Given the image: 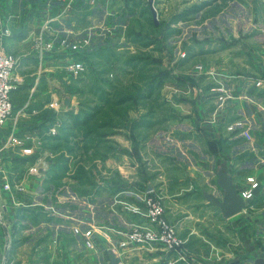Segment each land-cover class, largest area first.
I'll use <instances>...</instances> for the list:
<instances>
[{"label": "rangeland", "instance_id": "1", "mask_svg": "<svg viewBox=\"0 0 264 264\" xmlns=\"http://www.w3.org/2000/svg\"><path fill=\"white\" fill-rule=\"evenodd\" d=\"M100 1L79 0L72 15L61 20L60 26L45 29L54 30V35H44L46 38L55 36L59 46L62 38L70 41L68 50L84 60L86 69L74 77L61 66L56 111H47L48 121L37 122L29 131L22 130L21 133L19 129L17 132L18 137H32L26 141L27 146L33 147L31 155L23 154L12 145L3 150L0 163L6 174L0 170V228L13 231L21 223L20 206L30 205L20 202L22 205L19 206L17 202L25 196L30 163L38 164L37 173L41 170L40 174L31 175L42 180L40 193L44 194L43 203L35 205V200L36 203L27 209L40 217L41 222H50L54 211L60 210L57 194L68 190L61 183L64 177L77 180L73 188L83 194L86 190H95L100 181L107 186L121 182L115 172L118 163L142 169L147 166L149 154L160 167L161 172L155 179L159 184L163 183V187L155 189L152 174L151 183H146L150 177L145 173L134 174L124 182H141V185L137 184L140 188L125 190L135 200L129 208L143 219L145 199L159 196L168 219L166 184L171 177H197L188 169L184 175L178 169L170 171V163H183V146L192 154H197L194 153L198 150L197 145L214 147L216 139L210 137L212 129L208 132L202 128L203 118L216 119L217 111H223L221 130L226 136H223L221 146L225 150H219L215 155L218 168L228 167L231 154L227 153L226 147L233 133L242 135L248 145L251 144L245 134L249 131L244 129L243 123L234 118L228 121L237 113L229 111V103L224 98L228 97L227 84L234 79L239 83H250L252 91L264 90L257 84L259 79L264 81L263 43L258 37L264 34L261 0H103V6ZM58 10L49 12L57 13ZM49 12H43V15ZM73 17L80 24V29L75 31L66 24V21L73 23V19L67 20ZM86 38L89 41L84 43ZM60 52L65 56L62 48ZM239 59L245 73L236 62ZM219 100L222 103L219 104ZM7 127L0 133V147L8 138ZM170 148L178 149L177 154H168ZM9 150L14 153L15 168L12 170H7L3 164ZM199 156L202 154H198L197 160H201ZM192 161H195L194 157ZM159 169L156 168V172ZM5 177L12 183L23 182L24 190L13 193L2 190ZM66 182L71 183L69 179ZM4 193L12 205L8 213L14 218L6 215ZM141 221L134 222L129 228H110L109 234L115 237L113 248L132 245L124 234ZM88 231L91 232L89 236ZM94 233L92 227L82 232L84 247L95 249ZM40 237L42 235L38 240ZM87 239L92 241V246L86 245ZM183 241L185 244L186 240ZM142 246L160 247L157 244ZM181 253L183 255V250ZM175 255L183 260L182 256Z\"/></svg>", "mask_w": 264, "mask_h": 264}, {"label": "crops", "instance_id": "2", "mask_svg": "<svg viewBox=\"0 0 264 264\" xmlns=\"http://www.w3.org/2000/svg\"><path fill=\"white\" fill-rule=\"evenodd\" d=\"M101 1L103 3L100 6H103L105 2ZM259 2L264 4V0ZM58 8V0H0V52L12 53L18 59L14 75L19 84L11 95L16 111L10 117L8 122L10 126L8 125L5 130L8 134L11 131L18 132L19 129L21 133L29 131L37 122L39 124L48 121L47 111H56L54 107H58L56 105L61 84L59 70L62 68L63 52L57 47L55 50L46 51L45 56L40 58L34 48L37 35L41 33L46 36L54 35L53 29L41 28L44 22L43 12H55ZM72 19L73 23L69 24V21H66L69 29L72 31L80 29L75 17L67 20ZM261 22H264V19ZM57 25L60 26L59 24L54 26ZM5 29L9 30L8 34L4 33ZM258 37L263 43L261 46L264 56V34L261 33ZM236 62L245 73V67L242 66L240 59ZM216 69L221 71L220 67ZM226 87L228 97L224 100L229 103V111L237 113L230 116L228 121L231 118L241 121L244 129L252 135L249 145L245 138L236 132L230 136L226 147L229 149L227 153L231 154L227 174L233 177L240 193L250 185L247 178L249 176L259 181V187L253 199L247 201L248 205L242 211L229 217L223 215L212 198L215 196L222 199L224 194L218 184L220 168L215 162L218 151L225 150L221 146L225 139L223 136H226L225 131L221 130L224 122L223 111H217L219 113L214 121L207 118V122L203 118L202 128L208 132L212 129L210 137L216 139L214 147L207 144L197 145L198 150L194 152L197 154H192L183 146V152L181 151L183 163H170L169 170L178 169L183 171L184 175V171L188 169L197 177L195 179L184 176L178 179L171 177L165 191L166 215L176 226L179 236L186 240L183 260L176 258V253L167 255L157 246L145 248L132 244L127 248L118 246L113 248L115 237L109 234L110 228H129L134 222L144 219L137 212L130 210L129 205L135 200L125 191L129 188L133 190L140 188L137 184L141 185V182H136L137 184L124 182L140 172V175L145 173L150 177L146 183H151L152 174L155 189L160 190L163 187V183L159 184L155 179V175L161 172L160 167L156 166L157 163L148 154L147 166L136 169L117 162L115 172L121 182L115 181L112 186H107L104 181H100L95 190L89 189L83 194H78L73 188L77 185V180L64 177L61 183L68 187V190L57 194L60 210L54 211V217L50 222L48 220L41 222L43 220L40 217L27 209L33 202L36 203L35 200L37 201L35 205L43 203L44 194L40 193L43 187L40 183L42 180L28 175L25 180V196L17 202L19 206L22 205L20 202H29L30 205L20 206L21 223L13 231L0 228V263L253 264L252 258L264 257V90L252 91L250 83H239L236 79L230 81ZM220 102L222 103V100H219V104ZM204 135L208 136V133ZM177 151L178 149L173 151L170 148L168 154L174 155ZM198 154H202V157L199 156L201 160H197ZM13 155L14 153L9 150L4 156L3 164L7 170L15 168ZM170 155H168L170 158H174ZM193 157L195 161H192ZM192 163L195 167H191ZM156 168L159 172H156ZM40 173L41 170L35 175ZM67 179L71 183H67ZM3 197L7 205L6 215L8 218L9 216L14 218L13 214L8 213L12 205L6 193ZM90 227L95 231V249L84 247L82 242V232ZM41 235L42 238L38 240ZM42 254L45 256L41 257ZM32 258H35L33 263Z\"/></svg>", "mask_w": 264, "mask_h": 264}, {"label": "built area", "instance_id": "3", "mask_svg": "<svg viewBox=\"0 0 264 264\" xmlns=\"http://www.w3.org/2000/svg\"><path fill=\"white\" fill-rule=\"evenodd\" d=\"M60 8L57 13L49 12L44 16L42 29H50L55 27L54 23L60 24L61 20L72 15V12L77 7L79 0H59ZM92 3L95 0H91ZM4 33H9L8 29L4 30ZM84 43L89 41L88 38L83 40ZM56 37L46 38L43 33L39 34L35 38V52L40 58L45 56L46 51L55 50L58 47L62 48L66 53L62 67L71 76L78 77L86 69V64L80 56L72 54L68 50V42L65 39L60 40V45L56 43ZM74 52V51H73ZM76 52V51H75ZM18 64V59L15 55L9 52H0V133L3 132L4 128L7 127L10 117L14 112V106L12 103V92L18 87L19 81L15 80L14 71ZM64 64V65H63ZM258 86L264 89V81L259 79L257 82ZM248 138H252L249 132H245ZM6 143L0 147V159L2 157V152L7 146L18 147L21 152L25 155H31L33 152L32 146H27L26 141L32 139L30 135H26L24 138L18 137V133L11 131L8 135ZM30 163L28 170L31 172L29 174L38 172V164ZM0 170L4 171L3 166L0 163ZM6 174V173H5ZM248 181L251 183L250 187H246L241 190V194L246 201L253 199L255 196V191L259 187V181L254 177H248ZM2 190L13 193L14 191L20 192L24 190L23 182L12 183L8 177H5L3 182ZM1 195V194H0ZM146 201V212L143 221L136 223L130 232L124 234L125 239H129L134 245H146L150 246L152 244H157L167 253H177L182 255L184 241L176 232V227L172 224L165 216V205L161 198L158 196H149ZM124 233V232H123ZM122 233V235H123ZM91 232H87L89 236ZM87 246H92V241L90 239L86 240Z\"/></svg>", "mask_w": 264, "mask_h": 264}, {"label": "water", "instance_id": "4", "mask_svg": "<svg viewBox=\"0 0 264 264\" xmlns=\"http://www.w3.org/2000/svg\"><path fill=\"white\" fill-rule=\"evenodd\" d=\"M227 172L228 167L225 166L220 168L218 172V184L223 189V198L212 197L213 202L221 209L225 217L239 213L248 205L242 194L238 192L233 177ZM251 262L253 264H264V257L252 258Z\"/></svg>", "mask_w": 264, "mask_h": 264}]
</instances>
